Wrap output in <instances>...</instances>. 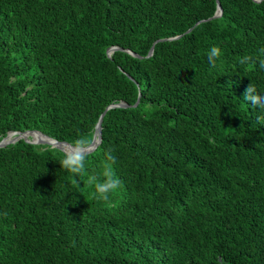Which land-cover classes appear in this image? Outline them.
<instances>
[{"label":"trees","instance_id":"obj_1","mask_svg":"<svg viewBox=\"0 0 264 264\" xmlns=\"http://www.w3.org/2000/svg\"><path fill=\"white\" fill-rule=\"evenodd\" d=\"M219 2L0 0V141L88 146L140 96L87 153L90 171L116 157L108 202L72 187L61 148H0V264H264V113L243 98L264 92V0Z\"/></svg>","mask_w":264,"mask_h":264},{"label":"clouds","instance_id":"obj_2","mask_svg":"<svg viewBox=\"0 0 264 264\" xmlns=\"http://www.w3.org/2000/svg\"><path fill=\"white\" fill-rule=\"evenodd\" d=\"M259 53L264 56V48L259 49ZM224 50L216 44H213L206 50L207 63L210 68L215 69L218 61L223 57ZM252 57L243 55L239 58L240 64H246ZM259 67L264 69V58L258 60ZM244 100L251 106H255L264 113V92L258 91L252 83L245 90ZM258 122L264 123V115L257 117ZM90 137H81L75 141L74 150L65 153L62 159L59 160L60 167L66 172L71 173L72 187H79V181L86 182V184L93 188V199L102 202H108L110 198L119 192L122 187L123 180L117 175L115 171L116 157L112 155L111 151H105L104 159L95 170H88L86 168L87 153L81 148L88 143ZM87 173V174H86ZM86 174V178H85ZM85 178V179H82ZM7 213H0V216H6Z\"/></svg>","mask_w":264,"mask_h":264},{"label":"water","instance_id":"obj_3","mask_svg":"<svg viewBox=\"0 0 264 264\" xmlns=\"http://www.w3.org/2000/svg\"><path fill=\"white\" fill-rule=\"evenodd\" d=\"M256 1H261V0H256ZM222 12H223V10H222V7H221L220 2L218 0V9H217V12L214 15V17L220 16L222 14ZM199 22H197V24ZM191 29L192 28H190L188 30V32ZM180 36H177V37H180ZM177 37H171L169 39H174V38H177ZM162 40H165V39H162ZM155 43L152 45V47H151V49L149 51V54H148L149 56L152 55L153 52H154ZM119 48L120 47H118V46L110 47L108 49V54L111 55L116 49H119ZM121 49H123V48H121ZM128 52H130L132 55H134L136 57H142L138 53H135V52H133L131 50H128ZM139 102H140V96H139L138 100L136 101V103L133 104V105L123 101V102L112 104V105L108 106L105 109V111L101 114V116L99 118V121H98V124H97V127H96V131H95V134H94V138H93L91 144H89L88 146L82 147L81 150L86 152V153H90V152L94 151L97 148V146L101 143V141H102V122H103L104 116H105L106 112L108 111V109H110L112 107L137 106L139 104ZM34 133L38 134L39 138L35 139L33 137V135H32ZM19 139H24V140H26L28 142H32V143H35V144H48V145H51V146H54V147L61 148L62 150H64L67 153L73 151L74 147H75V145L71 144L68 141L55 139V138H53V137H51V136H49V135H47V134H45V133H43V132H41L39 130H26V131H11V132H9L0 141V148L1 147H5L8 144L14 143V142L18 141Z\"/></svg>","mask_w":264,"mask_h":264},{"label":"bare ground","instance_id":"obj_4","mask_svg":"<svg viewBox=\"0 0 264 264\" xmlns=\"http://www.w3.org/2000/svg\"><path fill=\"white\" fill-rule=\"evenodd\" d=\"M32 135H33V137H34L35 139L39 138V135L36 134V133H34V134H32Z\"/></svg>","mask_w":264,"mask_h":264}]
</instances>
